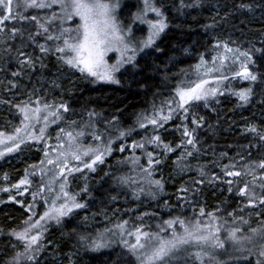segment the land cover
I'll use <instances>...</instances> for the list:
<instances>
[{
    "label": "trees",
    "instance_id": "1",
    "mask_svg": "<svg viewBox=\"0 0 264 264\" xmlns=\"http://www.w3.org/2000/svg\"><path fill=\"white\" fill-rule=\"evenodd\" d=\"M108 2L117 3V0ZM175 2L176 0H157L158 4L166 6L170 21V27L156 45L162 51H156L153 47L146 55L139 56L132 65L119 72V83L114 85L99 84L58 61L59 54L54 51L56 41H47L43 35L36 37L35 42L29 40V33L35 35L40 31L35 22L10 20L6 26H0L4 28L0 31V132L11 133L20 125L23 116L17 106L25 103L31 106L40 100V103L49 101L53 105H69L70 111L64 114L70 117L61 120V128L80 130L90 122L93 127L85 128L89 134L86 138L96 131L104 134L103 142L107 138L113 140V151L99 168L94 172L82 173L79 182L70 178L68 184L72 194L78 193L77 199L87 205V212L98 216L97 223L84 222L82 214L73 213L64 218L61 224H51L47 232L43 233L45 243L42 245L44 250L38 256L39 264H69V256L73 264H113L117 254L121 255L120 264H132L131 257L127 256L119 243L118 234L112 237L110 248L94 252L80 248L76 237L72 235L73 229L95 235L97 230L111 228L118 233L115 226L128 221L125 226L127 230H132L138 224L143 231L156 233L161 226L167 227L163 225L165 220L177 216L187 220L197 218L200 207H204L206 212H216L219 208L216 215L228 223V217L234 216L241 209H249L250 214L249 211L245 213L247 217L255 215L264 221L256 209L251 212L252 207L246 206L247 198L236 194V189L243 186L242 180L226 177L223 172L224 165L236 164L237 167L233 170H240L241 164L264 158V142H260L256 134L247 131L248 127L255 126L258 132H264V103L260 102L264 100V85H253L255 94L251 103L240 106L231 91L248 87L249 83L239 84L240 78H231L233 71L239 68V63L233 64L232 59L225 62L224 74L229 80L225 81L224 87L228 89L220 95L217 105L211 102L205 107L198 102L190 108V113L197 118H204L200 127L191 123V116L188 120H183L182 110L163 128L157 129L156 133L153 126L148 125L146 129H142L137 123L141 114H153V105L160 108L164 101L171 100L175 94L174 89L197 71L195 66L200 63L201 56L209 64L213 56L225 53L224 44L234 50L249 51L256 61L255 65H249L250 69L264 73V58L254 51L264 49V0H200L201 7L186 9L184 15L175 12ZM118 3L120 14L125 17L127 14L134 16L144 6L143 0H118ZM42 11L44 10H30L25 14L38 15L40 22L45 23L50 13H44L43 16ZM60 25L53 22L49 25V33L57 35ZM13 27L20 30L15 36L11 31ZM37 44H44L50 49L49 53H40ZM217 44L220 45L219 48L215 47ZM21 51L34 61L31 67L22 66L18 62L26 58L19 56ZM225 54L229 57L233 55ZM243 59L240 57L241 61ZM13 72H19V75L14 76ZM89 112L97 114L91 121ZM72 121H76V124L73 125ZM182 124H186L190 131L195 129L196 148L199 151L187 161L191 168L181 172L173 163L183 150L177 148L175 152L168 154L153 173V179L163 177L162 192L139 182L138 175L143 174L128 158L135 154L141 157L142 165L146 167L147 163L144 150L136 149L133 152V141L143 142L145 137L159 134L164 142L171 143L175 148L182 139H187L182 137ZM129 129L134 130L119 138L120 131L128 132ZM57 132H51L50 135ZM122 144L126 148L124 152L119 151ZM187 147L192 150L191 146ZM43 149V144L28 143L21 145L17 154L24 162L29 156L41 157ZM146 149L154 155L161 151L154 145H146ZM225 153L226 155H222ZM241 156L245 157L244 161ZM23 162L0 163V264H9L17 253L25 250L23 242L11 233L13 230L20 232L26 226L24 222L30 216L28 206L33 202V191L38 192L39 183L32 173V164ZM36 162L33 165H37ZM201 168L204 176H200ZM26 171L31 184L21 185L17 189L14 185L25 178ZM259 171L257 169L258 173ZM120 177H130L137 182L122 184ZM229 179L238 181L231 186V193L225 182ZM196 180H202L203 183H194ZM243 180H251V176L243 177ZM85 186L87 192L82 191ZM141 187L144 189L142 192L139 190ZM181 187L188 188V192H179ZM5 188L8 191H4ZM259 192L257 189V194ZM37 198L39 195L36 201ZM229 212L233 215L229 216ZM105 218L108 220L104 222ZM175 227L179 229L178 225ZM161 233L167 235L170 229ZM60 234L64 235L63 238H60ZM51 240L57 242L53 246H47V242ZM226 248V252H218L217 258L227 264L238 261L231 257L247 255L228 245ZM45 251L54 252L63 260L42 261L40 257ZM205 260L207 264V258ZM242 263L255 264L252 257ZM21 264L33 262L21 257Z\"/></svg>",
    "mask_w": 264,
    "mask_h": 264
},
{
    "label": "snow or ice",
    "instance_id": "2",
    "mask_svg": "<svg viewBox=\"0 0 264 264\" xmlns=\"http://www.w3.org/2000/svg\"><path fill=\"white\" fill-rule=\"evenodd\" d=\"M54 5L59 7L60 12L57 14L53 11L51 17L45 23L40 22L38 15L25 14L30 9H51ZM143 5V8L134 14L133 20L139 21L141 24H146L148 35L146 39H141L136 43L126 39V37H131L132 29L129 27L125 31L116 21L114 12L119 7L118 0L115 4L108 2V0H15V10L14 0H0V26H6L10 20L35 22L40 31H37L35 35L29 33V40L35 42L36 37L43 35L47 41H57L58 43L55 44L54 51L59 54L57 56L58 61L72 69L78 70L82 75L86 74L87 76L105 82L119 83L115 78V73L125 63H133L138 51L153 47H155L156 51H162V49L156 46V39L170 27V21L166 14L167 9L164 4H158L157 0H143ZM173 7L176 13L184 15L186 9L199 8L201 4L200 0H176ZM149 13L153 14L154 18H148ZM74 18L79 19V23L75 28H65L62 26L65 21H72ZM54 21H60L61 24L59 34L55 36L49 33V25ZM3 30L4 28L0 27V31ZM11 31L13 36L20 32L15 27ZM37 47L40 53L43 54H47L50 51L44 44H37ZM215 47L219 48L220 45L217 44ZM223 47L225 53L233 54L232 57L223 54L213 56L211 66H207L208 62L201 56L200 63L195 67L198 73L201 68L204 69L202 75L196 81L190 82L188 86L177 87L175 96L171 100L164 101L163 106L160 108L153 105V114L151 116L141 114L137 118L139 127L146 129L148 125H151L153 126L154 133H156L157 129L163 128L181 110L184 113L183 120H188L191 116V123L200 127V122L204 118H197L195 114L190 113V108L193 103L199 101H203L205 107H207L210 98L224 94L221 91L220 85L223 81L229 80V77L223 74L221 69L225 67V62L229 59H232L233 64L239 63V68L233 71L231 78H240L243 81L249 82L248 87L232 90L231 94L237 98L240 106L250 104L255 94L253 85L257 83L264 85V73L250 69L249 65H255L256 61L249 51L234 50L227 44H224ZM113 50L120 53V58L115 64L110 65L105 57L108 52ZM254 51L260 53L261 57L264 58V49H254ZM19 56L26 57L18 61L22 66L27 65L31 67L34 63L32 58L22 51L19 52ZM240 57L244 58L243 61L240 60ZM217 61H219L218 66ZM214 72L221 74L215 77V86H212L213 81H210L206 77ZM12 74L17 76L19 72H13ZM260 102L264 103V100ZM35 104L36 106L34 107L28 103H25L23 106H17L23 116L21 120L23 128L17 127L15 133L12 135H6L4 132H0V145L4 146L3 150H0V157H3L6 153L19 150L20 146L28 140L42 141L49 124V118L51 117V122L55 123L63 119L60 115L61 110L64 113L70 111V107L66 103H60L55 106L44 103L41 106L40 100H37ZM165 108L167 109L166 113ZM96 115L94 112H89L88 116L90 121ZM41 121H43V127L39 128V134L37 135L32 129H35L36 124H39ZM71 123L75 125L76 121H72ZM84 127H93V125L89 122ZM181 127L182 137L187 139H182L181 143L177 144L175 148L171 143L164 142L159 134L145 137L143 142L133 141L131 144L133 152L136 149L144 150L147 163L146 167L140 163L141 157L135 156V154L128 159L131 164L139 167L140 172L143 174V180L148 183L150 188L154 187L160 192L164 190L163 177L153 179V173L155 168L164 162L168 154L175 152L177 148L183 150L173 163L181 172L191 168L190 163L187 161L189 158L194 157L195 152L199 151L196 148L195 129L190 131L186 124H182ZM133 130L129 129L128 132L120 131L119 138H123ZM247 131L256 134L258 140L264 142V132H258L255 126L248 127ZM22 132L24 135H21ZM60 133H63L67 137V150L58 152L56 159L48 158L46 161H40L42 165L46 162L48 165H54L56 169L52 180L49 181V185L47 186V191L54 194L51 205L34 222H32V217H29V220L24 222L27 226L23 231L16 232L13 230L11 235L23 242L25 250L22 253H17L9 264H21V257L26 261L33 262V264H39L38 256L44 250V247L38 241H40L43 232L47 230L46 225L42 224V221H55L56 224H61L65 217L74 213V210L85 209L87 207L85 203L77 200L78 193L72 194L66 190L69 184V176L75 172H82L83 169L94 172L96 170L95 166L98 163H104V156L111 154L113 151L111 146L113 140L109 138L107 143H103V133L96 131L91 133L94 140L103 144V147L97 145L95 148H84L77 143V138L84 135L83 130L76 132L74 135L73 131H66L64 128H61L57 134V140H60ZM9 142H11V146H9ZM146 145H154L161 151L157 155H154L152 151H147ZM187 146H191L192 150H189ZM255 146L259 147L258 145ZM58 147L64 149L65 145L60 144ZM125 150V145L122 144L119 147V151L124 152ZM44 155L48 157L49 153L45 151ZM222 155H226V153ZM69 157L78 163L69 167ZM85 157L88 159H84ZM241 160L244 161L245 157L241 156ZM32 167L35 168L36 166L33 165ZM236 167V164L224 165L223 167V172L226 177L238 178V181L242 180L243 186L236 189V194L240 197L247 198L248 203L246 206L248 207H256L257 202L259 205L264 206V158H261L259 161H247L241 164L240 170H233ZM257 169L260 170L259 173ZM199 173L200 176L205 175L202 168L199 169ZM27 175L26 171L25 178L21 179L14 187L19 189L21 185L30 183ZM246 176H251V180H243V177ZM5 179H7V176H5ZM119 180L122 184L137 182L130 177H120ZM55 181H61L58 192L51 186ZM238 181L232 179L225 181L229 185V193L233 191L231 186ZM193 182L203 183L202 180ZM257 189L260 190L259 194H257ZM3 190L8 191L7 188ZM44 190V186L42 185L40 191L43 192ZM139 190L142 192L144 189L141 187ZM188 190L186 187L178 189L179 192L185 193ZM82 191L87 192V187L85 186ZM20 194L22 195L23 193ZM32 195L35 201L37 193H33ZM58 201L62 202L58 203ZM44 203L46 205L48 204L47 198ZM28 207L31 210L32 205ZM218 211H220L219 208L216 209V212ZM216 212H206L204 207H200L197 218L187 220L177 216L165 220L163 221V225L167 227L161 226L160 230L156 233L143 231L141 227H136L134 230H127L125 226L128 224V221H123L115 226L119 230L118 233L111 228H105L103 231L97 230L95 235L86 231L81 232L73 229L72 235L76 237L80 248L95 252L110 248L113 243L112 237L118 234L120 237L119 243L126 251L127 256L131 257L132 264H206L205 258H207V264H227L226 261L218 259L217 254L221 251L226 252V245L229 244L235 251L242 254L247 253V255L231 257V259H243L247 261L250 256H255V264H264V221L261 222L260 227H250L248 230L249 234L247 235L242 234L240 227L227 228L225 229L226 235L224 238H221L223 225L219 223L220 217L216 215ZM228 215L232 216L233 213L229 212ZM203 217H207V221H203L201 219ZM84 219L86 221L87 217ZM239 219L244 224L249 223L243 217H239ZM227 223L228 221L225 220L224 224L226 225ZM176 225H179L180 231H177ZM33 229H37L38 231L35 235H30ZM169 229L171 230L169 237L166 238L160 234L161 232H167ZM125 236L133 237L134 242L125 239ZM192 249L197 250L192 251ZM120 260L121 255L117 254V259L113 264H120ZM68 261L69 264H73L70 256L68 257Z\"/></svg>",
    "mask_w": 264,
    "mask_h": 264
},
{
    "label": "rangeland",
    "instance_id": "3",
    "mask_svg": "<svg viewBox=\"0 0 264 264\" xmlns=\"http://www.w3.org/2000/svg\"><path fill=\"white\" fill-rule=\"evenodd\" d=\"M110 3H114L115 4V2H110ZM14 10H15V0H14ZM31 10V9H30ZM30 10H28V11H30ZM44 11H42V14H43V16H45V14L44 13H50L49 14V17H51V15H52V13H53V11H55L57 14H59V12H60V9H59V7L58 6H53V8H51V9H43ZM40 12V11H39ZM114 15H115V17H116V21H117V23H118V25L122 28V29H124L125 31L130 27L131 29H132V34H131V37H126V39H129V40H131L133 43H136V42H138L139 40H141V39H146L147 38V35H148V28H147V25L146 24H141L139 21H134L133 20V16H131L130 14H127V17H125V16H122L121 14H120V10H119V7H117L116 8V10H115V12H114ZM148 18H154L153 17V14H151V13H149V17ZM14 21V20H13ZM54 22H58L59 23V25H60V21H54ZM79 23V19L78 18H74L72 21H65L64 23H63V27H65V28H75L76 27V25ZM61 26V25H60ZM59 30V29H58ZM59 34V31H57V35ZM162 35H163V33L160 35V37L158 38V39H156V45H157V43L161 40V37H162ZM55 36V35H54ZM57 42V41H56ZM58 43V42H57ZM150 49H152V48H146V49H144L143 51H138L137 52V54H136V58H135V61L137 60V58L139 57V56H143V55H146L147 53H148V51L150 50ZM223 55H226L225 53H223ZM120 58V53L119 52H117V51H115V50H113V51H110V52H108L107 53V55H106V57H105V59L107 60V62L111 65V64H115L116 63V61L118 60ZM134 61V62H135ZM133 62V63H134ZM133 63H125L121 68H120V70L118 71V72H116L115 73V78L117 79V76H118V74H119V72H121L122 70H124L127 66H129V65H132ZM217 63V62H216ZM219 65V62L217 63V66ZM226 65V64H225ZM67 66V65H66ZM207 66H211V63L209 62V64L207 65ZM70 68V67H69ZM71 70H74V71H78V70H75V69H72V68H70ZM203 71H204V69L203 68H201L200 69V71H199V73L196 71L194 74H192L191 76H189L187 79H185L181 84H179L177 87H185V86H188V84L190 83V82H192V81H196L197 79H198V77L200 76V75H202V73H203ZM79 72V71H78ZM221 72L224 74V72H225V67L223 68V69H221ZM221 73H218V72H214V73H211V74H209V76H207L206 78L207 79H209L210 81H213V84H212V86H215V83H214V81H215V77H217V76H219ZM84 75H86V74H84ZM87 76V75H86ZM88 77H90V76H88ZM90 78H92L94 81H96L97 83H101V84H108V85H114V84H116V83H110V82H105V81H101V80H97L96 78H94V77H90ZM227 81V80H226ZM244 82H247V81H243V80H240V82H239V84H242V83H244ZM224 83H225V81H223L222 83H221V85H220V88H221V91H225L226 89H228V87H224ZM247 83H249V82H247ZM176 87V88H177ZM176 88L174 89V92H175V90H176ZM174 96H175V94H174ZM173 96V97H174ZM172 97V98H173ZM220 97V95H218L217 97H215V98H210L209 99V101H208V105L212 102V104L213 105H217L218 104V102L217 101H219V98ZM171 98V99H172ZM199 102H201V103H203L204 104V102L203 101H199ZM44 103H48V104H51V105H53L51 102H49V101H43V102H41V106L44 104ZM196 103H198V102H195V103H193V105L192 106H194ZM32 107H34V106H36V104H34V105H31ZM55 106V105H54ZM60 115L63 117V119L64 118H68V117H70V116H66L65 114H64V112L61 110V112H60ZM22 119H23V117H22ZM63 119H61V120H63ZM51 120H52V118L50 117L49 118V124H48V127H47V129H46V131H45V135H44V139L42 140V141H36V140H28L25 144H28V143H35V144H43L44 145V149H43V155L41 156V157H35V158H33V156H29V157H27L28 159H27V161H24L23 162V160L21 159V157L17 154V152L19 151V150H17V151H14V152H11V153H6L3 157H0V163H3V162H5V163H14V164H18V163H21V162H23V163H25V164H32V166H33V162H36V163H38L37 165H35L36 167L35 168H33L32 167V173L34 174V176L38 179V187H37V196L39 195V198H37V200L38 201H34L33 199V202L32 203H30V205H32V208H31V210H29V212H30V216L29 217H32V222H34L35 220H37V219H39V217H40V215H42L43 214V212L47 209V207H50V205H51V200L53 199V193H49L48 191H47V186L49 185V181H51L52 180V177L54 176V174H55V172H56V169H55V167H54V165H48L46 162H45V164H41L40 163V161L41 160H47L48 158H52V159H56V157H57V154H58V152H60V151H66L67 150V144H68V141H67V137L66 136H64V134L63 133H60V140H57V134L59 133V131H60V129L59 128H61V126H60V122H61V120H58V121H56L55 123H52L51 122ZM18 127H21V128H23V125L20 123V125L18 126ZM40 127H43V121H41L39 124H36V126H35V129H32V131H34L35 132V134H39V132H38V130H39V128ZM66 131H73V133H74V135H75V133L76 132H79V131H81V130H83L84 131V135L83 136H80V137H78L77 138V143L79 144V145H81L82 147H84V148H87V147H93V148H95L97 145H100L101 147H103V144L101 143V142H99V141H96V140H94L93 139V137L92 136H88L87 138H86V136L87 135H89V134H87L86 132V129L85 128H83V129H78V130H76V129H73V130H71V129H65ZM54 131H58L56 134H54V135H50V133L51 132H54ZM90 131H91V129H90ZM6 135H12V134H14L15 133V130L13 131V132H11V133H6V132H4ZM141 133V132H140ZM21 135H24V133L22 132L21 133ZM108 139L109 138H107V141H108ZM107 141L106 142H103V143H107ZM60 144H64L65 145V148L64 149H61V148H59L58 147V145H60ZM23 145V144H22ZM112 145H113V143H112ZM111 145V146H112ZM9 146H11V142H9ZM3 145H0V150H3ZM45 151H47L48 153H49V156L48 157H45V155H44V153H45ZM110 156V154H106L105 156H104V159L105 158H107V157H109ZM69 159V167H72V166H74V165H76L78 162H76V161H73L72 159H71V157H69L68 158ZM84 159H88L87 157H85ZM3 165V164H2ZM82 167V166H81ZM100 167V163H98L96 166H95V168L97 169V168H99ZM42 169H43V171H42ZM91 171L90 170H88V169H83V171L82 172H75V173H73L72 175H70L69 176V180H70V178L71 179H74L75 181H77V182H79L80 180H81V177L82 176H80V175H82V173H90ZM67 174V173H66ZM138 180H139V182L140 181H142V182H144L146 185L148 184L146 181H144L143 180V175H138ZM33 180V179H32ZM35 181V180H34ZM34 181L32 182L33 184H34ZM61 181H55V182H53L52 183V187L58 192L59 191V183H60ZM29 184H31V182L29 183ZM44 186V191L43 192H41L40 191V189H41V186ZM220 189V188H219ZM67 191H69L70 193H72L70 190H69V188L67 187V189H66ZM33 193H35V190L33 191ZM33 198V197H32ZM47 198V200H48V204L46 205L45 203H44V201H45V199ZM78 200V199H77ZM79 202H81V203H84V201H80V200H78ZM60 202H62V201H58V203H60ZM256 207H258V208H255V207H252V209H251V212H252V210L253 209H256V212H259L260 214H259V216L262 218V216H263V218L262 219H264V209L262 208V206L261 205H259V203H257L256 204ZM29 209V208H28ZM246 211H249V209H246L245 211H239V212H237L236 214H234V216H232V217H228L229 219H230V222L229 223H227L226 225L224 224V221L225 220H223V219H220L219 220V223L221 224V225H223V228H222V231H221V238H224V236L226 235V232H225V229H227V228H231V227H240L241 229H242V234L243 235H247V234H249V232H248V230H249V228L251 227V228H257V227H260L261 226V219H259L258 217H256L255 215H250L249 217H247L246 216ZM74 213H77V214H82V220L84 221V222H87V221H89V222H96L97 223V219H98V216L97 215H95V214H90L89 212H87V207L85 208V209H76V210H74ZM249 214H250V211H249ZM29 217H27L28 218V220H29ZM85 217H87V220L85 221ZM239 217H243L244 218V220H247L249 223L248 224H244L240 219H239ZM66 218V217H65ZM208 219V218H207ZM207 219H204L203 221H207ZM108 219H104V222L105 221H107ZM233 221H235L234 223H233ZM42 224H45L46 225V228H47V230L49 229V227H51V224H56V222L55 221H46V222H43L42 221ZM27 226V225H26ZM25 226V227H26ZM25 227H23L20 231H23V229L25 228ZM136 227H139L138 226V224H136L133 228H132V230H134ZM178 227H179V225H178ZM47 230L46 231H44V232H47ZM37 229H33L31 232H30V235H35L36 233H37ZM177 231H180V229H177ZM43 232V233H44ZM119 232V231H118ZM162 236H165L166 238L167 237H169L170 235H171V230H170V233H168L167 235H165V234H163V233H160ZM63 234H60V238H63ZM44 235H42V237H41V239H40V241H38V243L39 244H41V245H43L44 243H45V241H44ZM125 239H129V240H131L132 242H134V238L133 237H127V236H125ZM57 241L56 240H51V241H49V242H47V246H53L55 243H56ZM228 246H230L231 247V245H228ZM35 247V246H34ZM226 247H227V245H226ZM232 248V247H231ZM105 249H107V248H105ZM41 253V252H40ZM39 253V254H40ZM222 253H223V251H222ZM246 255V254H245ZM250 257H252V261L255 263V261H256V257L255 256H250ZM41 260L42 261H53V262H57V261H60V260H63V259H61L60 257H59V255L58 254H56V253H54V252H49V251H45L42 255H41ZM241 261V262H240ZM245 262V260H243V259H241V260H238V261H236L235 263H233V264H244V263H242V262ZM246 264V263H245Z\"/></svg>",
    "mask_w": 264,
    "mask_h": 264
}]
</instances>
